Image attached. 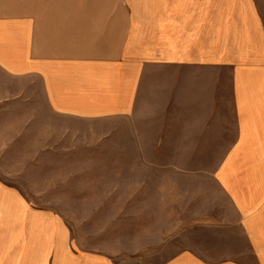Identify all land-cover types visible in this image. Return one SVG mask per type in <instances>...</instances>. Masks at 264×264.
Instances as JSON below:
<instances>
[{
    "label": "crops",
    "instance_id": "obj_1",
    "mask_svg": "<svg viewBox=\"0 0 264 264\" xmlns=\"http://www.w3.org/2000/svg\"><path fill=\"white\" fill-rule=\"evenodd\" d=\"M144 170L142 246L116 216L94 248L75 202L60 211L61 177ZM141 249L142 264H264V0H0V264H140Z\"/></svg>",
    "mask_w": 264,
    "mask_h": 264
},
{
    "label": "rangeland",
    "instance_id": "obj_2",
    "mask_svg": "<svg viewBox=\"0 0 264 264\" xmlns=\"http://www.w3.org/2000/svg\"><path fill=\"white\" fill-rule=\"evenodd\" d=\"M111 148L115 149L116 146H112ZM123 151L134 153L133 147L131 146H125ZM60 181V211L66 216L68 213H71V209L67 207L68 203H71L72 201L75 202L76 207L74 211L76 217V232H82L90 237L89 240H91L90 245L92 247L105 248V244H111L110 241L99 238L98 229L102 227L103 224L105 225V222L116 216L120 217L121 222H113V228L118 230L124 229V232L126 229L131 231V228H139L140 239L138 240L137 245L142 246V244L145 243L146 240H144V238H146L147 235L144 230H151V207H147L148 204L151 205V170L150 172L144 170L140 175H130L121 178L103 176H77L74 178L61 177ZM116 184L122 185L124 187V192H104L105 189L114 188ZM85 185L89 187L87 192L84 190ZM134 188H139V191H128ZM71 190H74L75 192L72 193ZM107 197L108 199H106ZM104 200H134L135 204H137V207L119 209L108 207L102 210L98 209L97 206L100 205ZM110 205L111 204H109V206ZM110 222L111 221H109V223ZM173 227H175L173 232L177 228L175 231L176 234L172 233V235H169L170 237L168 239L174 243L172 245L174 249L183 246L184 242L178 235L180 226H172V228ZM124 242L125 245H130L131 243L130 241L126 242L125 240ZM167 242L168 241L165 240V244ZM147 252V250L141 249L137 255L138 257L132 258L133 262H136V260H139L140 264L145 262L148 257H144L143 255L147 254Z\"/></svg>",
    "mask_w": 264,
    "mask_h": 264
}]
</instances>
